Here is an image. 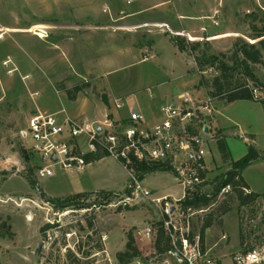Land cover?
Instances as JSON below:
<instances>
[{"label":"rangeland","instance_id":"rangeland-1","mask_svg":"<svg viewBox=\"0 0 264 264\" xmlns=\"http://www.w3.org/2000/svg\"><path fill=\"white\" fill-rule=\"evenodd\" d=\"M216 9L220 10L216 17L219 25L211 19ZM152 32L200 42L201 49L195 54L204 50L217 56V62L198 67L190 50L184 52V60L161 35L156 36V57L143 60V50L152 48ZM113 37L120 38L121 51L110 48ZM262 38L264 0H0V232L4 233L0 236V264H123L117 253L125 251L129 233L144 261L155 258V264H166L165 260L178 264L155 247L162 219L157 204L142 200L115 205L128 194L130 184L118 159L107 156L93 161L82 174L59 170L54 176L39 178L40 160L21 131L37 111L52 113L63 105L71 106L78 97L94 109L106 105L104 97L108 105L110 99L122 97L128 108L108 115L121 120L127 119L131 110L139 111L135 105L140 100L152 102L158 91L196 90L198 95L210 97L222 92L214 98L216 118L223 116L226 133L216 128L230 158L221 157L219 139L211 142L205 185L210 193L216 178L231 168L233 160L246 155L250 146L264 152L260 120L264 117V66L251 65L258 80L252 85L260 90V100H238L229 105L225 100L231 86L245 81L242 65L228 71L230 87L225 84L217 91L212 86L221 72L220 61L233 64L231 58L242 43L259 48ZM188 65L195 71L190 72ZM146 113L152 122L147 116L150 111ZM246 120L254 124L252 130L245 127ZM85 143L82 135L83 151L88 148ZM242 176L251 188L249 193L259 194L253 202L241 204L232 190L215 198L193 222L195 233L205 221L213 222L208 245L219 241L222 233L228 236L218 245L226 249L222 264H234L235 252H231L264 242V158L254 160ZM80 181L89 183L86 189L115 191L58 199L45 193L76 191L81 189L76 186ZM142 184L150 191L169 190V201L183 194L171 170L149 173ZM226 208L229 210L223 213ZM146 224L153 225L156 234L144 241L136 231ZM135 258L126 264H133Z\"/></svg>","mask_w":264,"mask_h":264},{"label":"built area","instance_id":"built-area-1","mask_svg":"<svg viewBox=\"0 0 264 264\" xmlns=\"http://www.w3.org/2000/svg\"><path fill=\"white\" fill-rule=\"evenodd\" d=\"M219 15L220 10H214L211 19L215 25H219L216 20ZM143 53V60L156 57L153 48H146ZM251 90L253 99L260 100V90L253 85ZM215 100L214 97L198 95L196 90H186L166 99L159 118L152 122L142 112L131 110L127 119L116 120L107 115L99 126L68 115L59 118L60 112L39 110L28 119L21 135L31 143V151L40 160L39 178L54 176L59 170H83L88 165L85 155L97 150L118 159L129 174L130 184L129 191L125 192L128 194L115 205L142 200L154 202L161 208L160 226L170 244L165 253L175 258L178 264H219L211 248L201 242L200 232L195 233L193 229L195 216L205 212L206 207H185L182 204L191 199V194L211 196V192L205 191V185L210 171L209 146L219 139ZM114 108L117 111L128 107L121 97L114 99ZM82 135L86 136V151L81 149ZM135 161L167 165L183 188L181 198L169 201L168 197H153L137 176ZM232 190L231 185H225L216 198ZM244 191L249 193L248 189ZM155 234L156 228L151 224L136 231L137 237L144 241L151 240ZM220 239L226 241L228 236L222 233ZM232 261L234 264H264V242L236 251ZM155 263V258L144 261L136 256L133 264ZM164 263L171 264L168 260Z\"/></svg>","mask_w":264,"mask_h":264},{"label":"trees","instance_id":"trees-1","mask_svg":"<svg viewBox=\"0 0 264 264\" xmlns=\"http://www.w3.org/2000/svg\"><path fill=\"white\" fill-rule=\"evenodd\" d=\"M262 37V36H259ZM173 44L178 48L180 52H185L187 50H190L193 53L194 61L198 65V67L203 66L204 64H210L215 65L217 62L218 57L213 55H207L204 50H201L200 54H195V51L198 49H201V43L200 42H190L186 38L182 37H171L170 38ZM260 47L258 48L255 44H248V43H242L241 48L237 49V51L234 52L231 61L233 64H229L228 62L220 61V74L216 76L213 79L212 86L217 89V91L223 90L225 88V84L230 87V83H228V71H233L237 68L238 65H242L245 70V81L243 83L235 84L234 86H231L230 89L226 92L225 100L227 102H232L235 100H252V90L251 85L252 83H258V80L256 76L254 75L251 65L252 64H262L264 66V39L262 38L259 41ZM236 65V66H235ZM195 70H190V72H193ZM201 83H203V78L200 79ZM251 81V84L248 82ZM253 81V82H252ZM77 89H79L77 87ZM213 95V94H212ZM222 92L219 94H214L213 96L221 97ZM74 98V95H72ZM104 101L106 105H108V99L104 97ZM218 147L220 150L221 157L224 160H228L229 154L227 150L225 149V146L223 144V139H219L218 141ZM105 152H102L100 150H97L96 152H90L85 155L87 163H91L93 161H98L102 158L107 157ZM264 158V152H260L258 149L254 148L253 146H250L248 152L246 155L241 157L238 160H233L231 164V168L225 172L224 174L219 175L215 180V186L213 188V191L211 192V196L207 195H199V193H195L193 198H188L185 201L182 202V204L185 207L193 206L195 208L199 207H207L211 204V202L216 198V195L221 187L225 185H231L232 189L237 193L238 199L240 200L241 204H249L253 202L259 194L257 193H244V189H249V185L245 181V179L242 176V171L245 169L248 165H250L254 160ZM231 160V159H230ZM134 168L137 173V176L140 180H143L145 175L152 173L154 171H170L171 169L167 165H157V164H151L146 162H134ZM127 191H129L127 189ZM53 202L59 201V200H52ZM229 209L226 208L223 210V213L228 211ZM161 224V223H160ZM213 222L211 220H207L204 222L200 229V238L201 242L204 244L205 242V232L206 229L210 228L212 226ZM49 224H47L46 227H48ZM44 227V229L46 228ZM4 233L0 232V236H3ZM13 235V233H11ZM126 242V249L125 251H121L117 253L118 260L126 264L136 256L140 254V251L135 243V239L131 233L128 234ZM155 247L158 252H165L170 248L169 241L165 237V232L162 229L161 226H159L157 239L155 243Z\"/></svg>","mask_w":264,"mask_h":264},{"label":"crops","instance_id":"crops-1","mask_svg":"<svg viewBox=\"0 0 264 264\" xmlns=\"http://www.w3.org/2000/svg\"><path fill=\"white\" fill-rule=\"evenodd\" d=\"M144 33L145 32H143V35H144ZM147 33H151V32L148 31ZM152 33L153 34H151L152 36H151L150 39L153 41L152 45H151V47L154 48L153 50H155V48L158 47V41L156 39V36H160L161 35L163 37H166L167 41L172 45L175 54H177L178 56H181L182 58H184L185 53L184 52H180L178 50V48L170 40V36L169 35H166V34L161 33V32H152ZM147 36L149 37V34H147ZM132 38L134 39L133 36H132ZM111 42H112V44H111L110 48H112V50H115V51H121L122 50L123 45L120 43V38H118V37L114 38L113 37V38H111ZM133 48H135V47L133 46ZM137 50H139V49L137 48ZM184 60H185V58H184ZM194 63H195V61H194ZM105 64H106V62H105ZM186 65H187V63H186ZM187 67L189 68V65ZM189 69L192 70L194 68L192 67V68H189ZM189 69H188V72H189ZM108 72H110V71H108ZM177 94H179V93L175 94L172 91H158L157 97L156 96L153 97V99H152L153 101L152 102L147 103L144 100L143 101L140 100L135 106L145 116L147 114L146 112L150 111V113H148L147 116H148V118L149 117L152 118L153 121H154V120L159 118L160 108L163 105V103L165 102V100L168 99L169 97L175 96ZM235 101H238V100H235ZM235 101H232L231 103H228V105L229 104H233ZM250 101H253V100H250ZM109 104L110 105H108V106H110V107H108V106L106 107V105H101V106H97L94 109V108L91 107L90 104L87 103V101H85L82 98L80 99L78 97L76 99L75 103H73L71 106L63 105L60 108L55 109L52 113L60 112V114H63L65 116L68 115V116H70L72 118H80V119L84 120L86 123H90V124H94L95 126H99V125L103 124V122L105 121V119H106L107 115H109V113H111V112L115 113V114L117 113L115 111V108H114V98L109 100ZM75 105H77V106H75ZM145 105H147V106H145ZM147 107H148V109H147ZM225 107H227V104L225 105ZM261 111H263L262 114L264 115V108H261ZM221 117H223V116L220 115V118H218V120H217L215 125L218 127V130L221 133L225 134L226 133L225 132L226 131V129H225L226 126H225L223 118H221ZM260 120H261V123H263L262 127H263V132H264V117L262 116L260 118ZM244 125L249 130H252L254 128V124L251 121H248V120L244 121ZM102 160H103V158L98 160V161H102ZM90 164L91 163H89V165ZM85 168L83 170H77V171L74 170V171H76V173L82 174V173H84ZM155 173H159V172H155ZM64 175L70 177L69 173H67V174L64 173ZM147 176H148V174L144 177V179L142 180V183L146 180ZM66 181H69L68 178L66 179ZM87 184H89V183L85 182V181H80V182L76 183V186H78V188H81V189H77L76 191H65V193H63V191H64L63 190V191H60L59 193H54V194L47 193L44 190H43V192H45L51 198H57L58 199V198H64V197H67L69 195L79 194V193H83V192H87L89 194H92V193H96V192H99V191H109V192L115 191V190H111V189H107V190L106 189H102L101 187H100L101 189L100 188L97 189L96 187H93L95 189H92V188L86 189V185ZM98 184L101 185V181L98 182ZM65 189H67V188H65ZM249 189H251V188H249ZM151 192H152V196L156 197V198H161V197H171L172 198L171 192L169 190H166V189H163L162 191H156V192L155 191H151ZM209 233H210V228L206 229L205 242L204 243L209 248H211L214 256L216 255V257H217V259L219 261V264H222V259H223V257L226 254V249L221 250L220 246L218 247V245L219 244L221 245V243H223V241L221 239H219V241H217L214 245H212V246L208 245V241H209V238H210ZM234 252H236V250L231 252V254H233Z\"/></svg>","mask_w":264,"mask_h":264}]
</instances>
